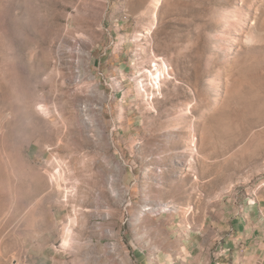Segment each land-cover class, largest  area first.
Segmentation results:
<instances>
[{
    "label": "rangeland",
    "instance_id": "rangeland-1",
    "mask_svg": "<svg viewBox=\"0 0 264 264\" xmlns=\"http://www.w3.org/2000/svg\"><path fill=\"white\" fill-rule=\"evenodd\" d=\"M263 192L264 0H0V264H133Z\"/></svg>",
    "mask_w": 264,
    "mask_h": 264
},
{
    "label": "crops",
    "instance_id": "crops-1",
    "mask_svg": "<svg viewBox=\"0 0 264 264\" xmlns=\"http://www.w3.org/2000/svg\"><path fill=\"white\" fill-rule=\"evenodd\" d=\"M194 222L195 228L191 231H185L183 224L176 221L169 226L177 233L171 238H177L178 232L186 234L178 240L176 248L151 252L134 246L133 264H264V192L259 206L253 207L247 217ZM31 257L33 264H44V259L48 260L46 256Z\"/></svg>",
    "mask_w": 264,
    "mask_h": 264
},
{
    "label": "bare ground",
    "instance_id": "bare-ground-1",
    "mask_svg": "<svg viewBox=\"0 0 264 264\" xmlns=\"http://www.w3.org/2000/svg\"><path fill=\"white\" fill-rule=\"evenodd\" d=\"M160 2V1H159ZM179 6V5H178ZM202 34V33H201ZM152 65H154V66H158L159 64L157 63V62H155L154 64H152ZM158 71H159V69H157ZM151 73V75L153 76V78L154 79H157V77H158V79H160V77L159 76H157L156 75V73L155 72H150ZM59 174V173H58ZM57 176V175H56ZM58 178V177H57ZM112 188V187H111ZM149 208V207H148ZM165 212H167V211H172V208H169V207H167V208H165V210H164ZM72 231V229H69V231H68V234L66 235V237H65V239L63 240V245L64 246H68L69 244H70V241H71V238H70V232Z\"/></svg>",
    "mask_w": 264,
    "mask_h": 264
}]
</instances>
